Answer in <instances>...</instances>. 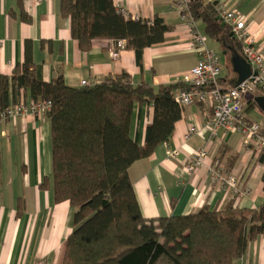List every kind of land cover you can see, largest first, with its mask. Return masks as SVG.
<instances>
[{
	"label": "crops",
	"instance_id": "crops-1",
	"mask_svg": "<svg viewBox=\"0 0 264 264\" xmlns=\"http://www.w3.org/2000/svg\"><path fill=\"white\" fill-rule=\"evenodd\" d=\"M31 1L23 0L20 7L16 1L0 0V74L11 76L13 69L22 63L25 43H30L32 61L41 67L45 82L61 75L65 85L80 88L82 81L100 83L123 72L130 76L133 85L146 84L153 90L160 86H182L174 94L186 88L182 78L196 65L198 55L186 23L175 9L177 0H112L116 9L127 13L126 19L152 22L158 17L170 28L162 43L144 49L141 64H137L135 53L125 48L123 41L117 59L112 58L111 51L119 48L120 41L97 40L88 52H82L71 38L68 19L60 16L59 0H41L37 7ZM208 1L243 15L252 45L264 53V0ZM22 14L29 17L28 23L21 20ZM194 24L218 58L219 87L233 88L239 82L236 60L243 59L241 43L239 49L231 44L223 46L206 37L200 21ZM263 93L262 87H255L252 92L254 96H264ZM248 102L253 106H248ZM31 104L28 92L15 90L11 94L9 106ZM181 108V118L168 142L145 146L144 132L152 108L138 103L133 106L129 137L138 144L143 158L128 167V176L144 218L188 215L202 208L219 210L228 202L236 210L259 208L264 201L260 152L252 149L237 132L210 131L206 127L211 118L207 104L194 103ZM244 115L245 120L260 123L264 135V112L253 101L244 100ZM191 127L196 132L186 137ZM204 147L208 153L204 165L186 173L185 161ZM171 151H177L175 159L168 158ZM216 162L222 176L235 179L236 192L210 178L209 167ZM45 178L50 182L47 117L27 114L2 118L0 264L62 263L65 241L72 232V209L68 202H54L51 187L40 188ZM232 264H264V237L251 241L245 253Z\"/></svg>",
	"mask_w": 264,
	"mask_h": 264
},
{
	"label": "trees",
	"instance_id": "trees-1",
	"mask_svg": "<svg viewBox=\"0 0 264 264\" xmlns=\"http://www.w3.org/2000/svg\"><path fill=\"white\" fill-rule=\"evenodd\" d=\"M13 1L22 6L23 0ZM216 5L189 0L187 10L204 25L206 37L239 49ZM59 12L82 52L97 40L123 41L137 64L144 49L162 43L170 30L158 17L151 24L124 18L112 0H59ZM21 20L30 21L24 14ZM178 87L133 85L123 72L89 87H69L61 75L45 82L41 67L32 61L30 43L11 76L0 74V122L15 90L28 92L32 103H49L51 178L40 188L51 187L54 202H68L72 209V232L61 264H232L251 241L264 237V201L255 210H236L228 202L219 210L202 208L188 215H142L128 176V167L143 158L129 137L133 106L152 108L144 145L165 144L181 118L182 108L173 97ZM259 163L264 166V149Z\"/></svg>",
	"mask_w": 264,
	"mask_h": 264
},
{
	"label": "built area",
	"instance_id": "built-area-1",
	"mask_svg": "<svg viewBox=\"0 0 264 264\" xmlns=\"http://www.w3.org/2000/svg\"><path fill=\"white\" fill-rule=\"evenodd\" d=\"M189 0H178L175 9L181 14V19L186 23L187 29L192 36V45L195 48L198 60L196 65L182 78V83L186 88L173 94L174 100L181 107L194 103L207 104L211 109V118L207 121L206 127L213 133L217 129L225 132H237L242 135L252 149L261 153L264 149V135L260 123L245 120L244 115V95L252 93L255 87L264 88V53L256 49L246 32L245 19L237 11H229L223 5L217 4L215 11L224 25L231 31L233 38L241 43V55L255 72L251 77L228 90H222L218 81L221 68L216 54L207 46L206 38L200 35L195 27L194 20L188 14L187 3ZM41 0H32L31 4L37 7ZM119 13L126 17L127 13L123 9ZM151 24V22H147ZM123 42H118L117 47L111 51L113 59L120 56V46ZM96 83L82 81L81 87L93 86ZM49 110L47 101H39L29 106L14 105L9 106L4 112L3 118L14 119L27 114L45 116ZM196 132L195 127L188 130L186 137ZM168 158L175 159L177 151L168 152ZM208 158L206 148L199 149L192 157L185 161V171L188 174L195 172L204 165ZM210 178L215 183L226 186L228 190L236 192V181L232 176H222L219 164L213 163L209 167Z\"/></svg>",
	"mask_w": 264,
	"mask_h": 264
},
{
	"label": "water",
	"instance_id": "water-1",
	"mask_svg": "<svg viewBox=\"0 0 264 264\" xmlns=\"http://www.w3.org/2000/svg\"><path fill=\"white\" fill-rule=\"evenodd\" d=\"M229 37H233L232 34L229 35ZM236 63L238 65L237 71L239 73V82L236 84V86L246 80H248L251 75L255 76V72H252L250 65L244 60V59H237ZM245 101H253L256 106L264 112V96H254L252 93H246L244 95Z\"/></svg>",
	"mask_w": 264,
	"mask_h": 264
},
{
	"label": "rangeland",
	"instance_id": "rangeland-1",
	"mask_svg": "<svg viewBox=\"0 0 264 264\" xmlns=\"http://www.w3.org/2000/svg\"><path fill=\"white\" fill-rule=\"evenodd\" d=\"M220 56V55H219Z\"/></svg>",
	"mask_w": 264,
	"mask_h": 264
}]
</instances>
